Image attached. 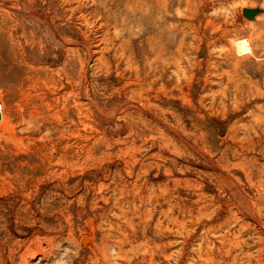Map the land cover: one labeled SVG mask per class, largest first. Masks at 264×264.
<instances>
[{
	"label": "rangeland",
	"instance_id": "1",
	"mask_svg": "<svg viewBox=\"0 0 264 264\" xmlns=\"http://www.w3.org/2000/svg\"><path fill=\"white\" fill-rule=\"evenodd\" d=\"M0 105V264H264V0H0Z\"/></svg>",
	"mask_w": 264,
	"mask_h": 264
},
{
	"label": "water",
	"instance_id": "2",
	"mask_svg": "<svg viewBox=\"0 0 264 264\" xmlns=\"http://www.w3.org/2000/svg\"><path fill=\"white\" fill-rule=\"evenodd\" d=\"M255 11L254 10H251V9H248V8H246L245 10H244V14H245V16H247L248 18H253L254 16H255ZM2 119V112H1V110H0V120ZM88 241V237H84L83 238V242L84 243H86Z\"/></svg>",
	"mask_w": 264,
	"mask_h": 264
},
{
	"label": "clouds",
	"instance_id": "3",
	"mask_svg": "<svg viewBox=\"0 0 264 264\" xmlns=\"http://www.w3.org/2000/svg\"><path fill=\"white\" fill-rule=\"evenodd\" d=\"M56 264H62V261H57Z\"/></svg>",
	"mask_w": 264,
	"mask_h": 264
},
{
	"label": "bare ground",
	"instance_id": "4",
	"mask_svg": "<svg viewBox=\"0 0 264 264\" xmlns=\"http://www.w3.org/2000/svg\"><path fill=\"white\" fill-rule=\"evenodd\" d=\"M0 110H2V107H1V105H0Z\"/></svg>",
	"mask_w": 264,
	"mask_h": 264
}]
</instances>
